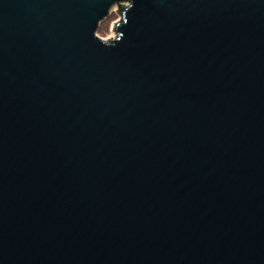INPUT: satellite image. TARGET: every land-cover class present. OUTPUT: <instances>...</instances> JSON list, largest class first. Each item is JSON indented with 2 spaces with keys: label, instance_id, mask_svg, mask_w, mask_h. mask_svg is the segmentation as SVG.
Here are the masks:
<instances>
[{
  "label": "water",
  "instance_id": "water-1",
  "mask_svg": "<svg viewBox=\"0 0 264 264\" xmlns=\"http://www.w3.org/2000/svg\"><path fill=\"white\" fill-rule=\"evenodd\" d=\"M0 264H264V0H0Z\"/></svg>",
  "mask_w": 264,
  "mask_h": 264
},
{
  "label": "rangeland",
  "instance_id": "rangeland-1",
  "mask_svg": "<svg viewBox=\"0 0 264 264\" xmlns=\"http://www.w3.org/2000/svg\"><path fill=\"white\" fill-rule=\"evenodd\" d=\"M120 19V15L115 10L109 17H107L101 24L96 35L105 42L108 39L115 38L116 32H114V24Z\"/></svg>",
  "mask_w": 264,
  "mask_h": 264
}]
</instances>
